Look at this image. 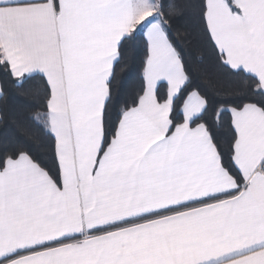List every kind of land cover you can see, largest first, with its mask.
<instances>
[{
	"label": "snow or ice",
	"instance_id": "1",
	"mask_svg": "<svg viewBox=\"0 0 264 264\" xmlns=\"http://www.w3.org/2000/svg\"><path fill=\"white\" fill-rule=\"evenodd\" d=\"M0 264H264V0H0Z\"/></svg>",
	"mask_w": 264,
	"mask_h": 264
},
{
	"label": "trees",
	"instance_id": "2",
	"mask_svg": "<svg viewBox=\"0 0 264 264\" xmlns=\"http://www.w3.org/2000/svg\"><path fill=\"white\" fill-rule=\"evenodd\" d=\"M133 80L130 78L126 84V87L131 88Z\"/></svg>",
	"mask_w": 264,
	"mask_h": 264
}]
</instances>
